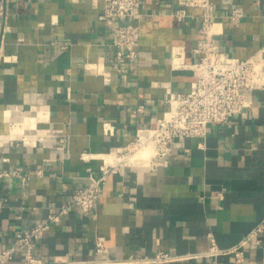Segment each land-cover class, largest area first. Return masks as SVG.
Masks as SVG:
<instances>
[{
    "label": "crops",
    "instance_id": "crops-1",
    "mask_svg": "<svg viewBox=\"0 0 264 264\" xmlns=\"http://www.w3.org/2000/svg\"><path fill=\"white\" fill-rule=\"evenodd\" d=\"M140 1L137 58L123 78L112 69L104 0H0V172H8L0 175V250L16 231L46 221L33 250L44 264H132L122 260L159 252L183 258L134 264H264L260 90L249 92L250 107L208 125L204 136L174 140L164 159L117 164L93 212L70 205L59 213L100 175V154L131 144L137 128L153 127L169 93L187 92L194 79L171 59H197L200 8L186 7L180 21L179 0ZM235 5L244 16L232 23L226 15ZM213 6L223 28L218 48L264 67V0ZM140 104L145 111L134 113ZM50 214L57 219L48 221ZM260 224L236 261L234 248ZM212 245L218 252L208 254ZM6 264L27 263L16 253Z\"/></svg>",
    "mask_w": 264,
    "mask_h": 264
},
{
    "label": "built area",
    "instance_id": "built-area-1",
    "mask_svg": "<svg viewBox=\"0 0 264 264\" xmlns=\"http://www.w3.org/2000/svg\"><path fill=\"white\" fill-rule=\"evenodd\" d=\"M179 3L183 7L176 10L174 15L180 21H184L187 15L186 7H199L201 10L199 38L194 48L197 59L192 63H185L173 57L171 67L191 70L194 79L187 92H170L166 99L168 109L156 120L155 125L137 128L133 142L115 149L116 153L132 152L130 146L133 144L134 149L150 145L153 151L149 159L162 160L169 155L174 140L204 136L208 125L225 123L234 114L250 107L252 101L248 97L249 92L264 91V67H256L252 57L240 59L228 56L216 45V38L222 34L223 28L222 20L215 19L213 0H179ZM140 4V0H104L100 16L108 28L109 44L116 58L112 69L123 78L126 77L123 67L132 68L137 58L136 46L141 33L139 19L142 16ZM243 16L242 6L235 5L227 13L226 19L237 23ZM144 111L145 106L140 104L133 112L141 114ZM119 163L129 162L118 161L116 164L109 163L110 165L104 162L100 175L90 176L85 186L77 188L67 203L61 206L59 213L67 211L70 205L78 206L84 212H93L107 173ZM0 175H8V172L2 171ZM57 217L58 214H50L48 221H55ZM46 225V221H39L16 231L10 245L0 250V264L9 262L16 253H21L27 264H44L42 258L34 255L33 250ZM261 228L262 225H258L234 248L236 261L243 259L240 247ZM98 245L101 247L100 242ZM217 252L212 245L208 254ZM178 258L183 257L159 252L154 256L133 254L122 261L132 264L158 263ZM109 261L111 260L66 261L58 264H101ZM214 264L221 263L214 261Z\"/></svg>",
    "mask_w": 264,
    "mask_h": 264
},
{
    "label": "bare ground",
    "instance_id": "bare-ground-1",
    "mask_svg": "<svg viewBox=\"0 0 264 264\" xmlns=\"http://www.w3.org/2000/svg\"><path fill=\"white\" fill-rule=\"evenodd\" d=\"M137 150L129 152V153H110V154H105L102 153L99 155V158L104 160L106 164H113L116 162V160H128L131 161V163H136V164H144L148 161L150 155L152 154L153 149L151 148L150 145H143L142 147L137 146ZM149 163V162H147Z\"/></svg>",
    "mask_w": 264,
    "mask_h": 264
},
{
    "label": "rangeland",
    "instance_id": "rangeland-1",
    "mask_svg": "<svg viewBox=\"0 0 264 264\" xmlns=\"http://www.w3.org/2000/svg\"><path fill=\"white\" fill-rule=\"evenodd\" d=\"M133 147H135V144H133V146H130V150H132V151L137 150V148L134 149ZM120 161H128V160L126 159V160H120ZM128 162L130 163L131 161H128ZM116 163H118V161H116L114 164H116Z\"/></svg>",
    "mask_w": 264,
    "mask_h": 264
}]
</instances>
